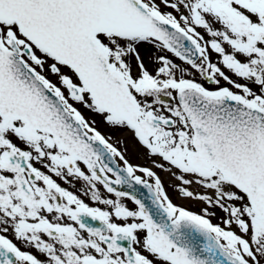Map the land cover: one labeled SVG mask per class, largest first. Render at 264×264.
Wrapping results in <instances>:
<instances>
[{
    "label": "snow or ice",
    "instance_id": "1",
    "mask_svg": "<svg viewBox=\"0 0 264 264\" xmlns=\"http://www.w3.org/2000/svg\"><path fill=\"white\" fill-rule=\"evenodd\" d=\"M0 264H264V0H0Z\"/></svg>",
    "mask_w": 264,
    "mask_h": 264
},
{
    "label": "rangeland",
    "instance_id": "2",
    "mask_svg": "<svg viewBox=\"0 0 264 264\" xmlns=\"http://www.w3.org/2000/svg\"><path fill=\"white\" fill-rule=\"evenodd\" d=\"M141 52H142V55H145L146 57V60L149 64V67H154L155 65H153L151 63V60L148 59V57L150 56H154L156 53L154 50L152 49H141ZM177 63H179V61H177ZM51 79H53L55 81V77H50ZM196 79L200 80L201 82H203V80L199 77V75L196 76ZM81 108V111H84L85 114H86V117H88L89 119L93 120L95 118V116H93V114L91 112H89L87 109H84L82 106H80ZM99 118V120L101 121L102 124L105 125V123H103V120L101 117L97 116ZM115 131H114V136H116V138H118L121 142H125L128 149H129V152L132 154V155H135V156H141L143 159H145L146 162H149L150 165H148V167H152V161H150L151 159L148 157L147 155V152L144 148H142L137 142L136 140L133 138L132 134L126 130V129H116V128H113ZM136 147H138L136 149ZM156 169H159V168H153L154 171H156ZM161 172H164L163 176H169V173L167 171H161ZM168 178V177H167ZM166 178V181H168V179ZM169 180H173L171 178H169ZM176 182H171V183H165L167 186V188L171 189V193L173 192H176L174 191L172 185L176 184ZM77 187H79V185L77 184ZM176 199L178 201V205H188V204H191L193 205L194 207H202L203 205H201L200 203L198 202H195V201H191V200H185V199H181L179 196H177L176 194ZM219 215H222L221 213H218L217 216Z\"/></svg>",
    "mask_w": 264,
    "mask_h": 264
},
{
    "label": "flooded vegetation",
    "instance_id": "3",
    "mask_svg": "<svg viewBox=\"0 0 264 264\" xmlns=\"http://www.w3.org/2000/svg\"><path fill=\"white\" fill-rule=\"evenodd\" d=\"M233 78H235V77H233ZM242 82V81H241ZM223 83V82H222ZM205 86H207V87H212L211 85H208V84H205ZM82 112H84V111H82ZM84 114H85V112H84ZM93 114V113H92ZM86 115V114H85ZM93 116H95V118L93 119V120H95L96 122H97V127H98V129L103 133V134H105L106 136H110L111 137V141L110 142H112V143H114L122 152H124V154H125V157H126V159L129 161V163H131V164H133L134 166H143V167H148V165H150V163L149 162H146L145 161V159H143L141 156H135V155H132L130 152H129V149H128V147H127V145H126V143L125 142H121L118 138H116V136H114V129L113 128H110L108 125H104V124H102L101 123V121L99 120V118L97 117V115H95V114H93ZM138 147H136V149H137ZM150 161H152V160H150ZM118 163H120L121 165H123L122 164V162L121 161H117ZM148 165H147V164ZM156 172H157V174L161 177V179H162V181H163V183H164V186H165V189H166V191H167V193H168V195L170 196V198L173 200V202L174 203H176V204H178V201H177V199H176V194H177V192H173V193H171V189H169V188H167V187H169V186H167L165 183L167 182V183H171V182H176L175 180H169V178H171L172 179V177H171V175L169 174V176H163V174H164V172H161V170L160 169H156ZM137 175H144L143 173H140V172H137L136 173ZM168 177V178H167ZM145 178H147V177H145ZM166 178L168 179V181H166ZM74 190V189H73ZM177 196H178V194H177ZM128 204H129V207H135L130 201H126ZM182 206H185L186 208H188V209H190V210H192V211H195V212H199L200 211V207H194L193 205H191V204H188V205H182ZM218 217V216H217ZM219 222V220H218V218H213V223H218ZM93 223H98V222H93ZM17 243H18V245H19V242L17 241ZM24 250H29V251H35V250H33V249H31V248H28L27 246H25V245H20Z\"/></svg>",
    "mask_w": 264,
    "mask_h": 264
},
{
    "label": "water",
    "instance_id": "4",
    "mask_svg": "<svg viewBox=\"0 0 264 264\" xmlns=\"http://www.w3.org/2000/svg\"><path fill=\"white\" fill-rule=\"evenodd\" d=\"M118 188L124 191L132 192L133 194L137 195L139 198L144 199L151 206L148 190L144 188L142 185H136L133 188H129L127 185H124V186H118Z\"/></svg>",
    "mask_w": 264,
    "mask_h": 264
}]
</instances>
